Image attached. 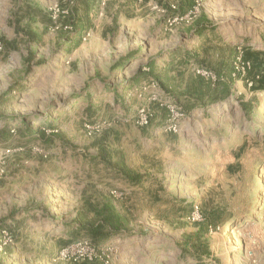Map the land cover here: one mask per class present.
<instances>
[{"label": "rangeland", "instance_id": "obj_1", "mask_svg": "<svg viewBox=\"0 0 264 264\" xmlns=\"http://www.w3.org/2000/svg\"><path fill=\"white\" fill-rule=\"evenodd\" d=\"M261 76L264 0H0V264H264Z\"/></svg>", "mask_w": 264, "mask_h": 264}, {"label": "trees", "instance_id": "obj_2", "mask_svg": "<svg viewBox=\"0 0 264 264\" xmlns=\"http://www.w3.org/2000/svg\"><path fill=\"white\" fill-rule=\"evenodd\" d=\"M203 28H202V24H200L198 26V32H202ZM244 56L246 57L245 59H248L250 57V55L247 53L244 54ZM151 67H153L151 65ZM231 67L230 65H224L223 68H218L216 71L218 72L217 74V79L218 81L221 79V76L223 73L226 74V76H228L230 78V73H231ZM248 75L250 76V78H255V75H256V70L255 68H251L250 70H248ZM199 79H201L199 77ZM159 85L162 87V89H165V83L162 82V80L159 78ZM131 86V85H130ZM130 86H127L125 87L126 89H130L131 87ZM256 87L257 88H264V76H261L259 78V80H257V84H256ZM124 88V89H125ZM190 92V91H189ZM197 95L200 96L199 99L202 97V92L200 93L199 90L196 91ZM211 94V98L214 100L215 98L216 99H223L224 97H226V94L225 93H221L220 95L216 94V92H213V90L210 92ZM130 180H133V181H136L137 177L136 176H131L129 177ZM76 229H79L81 231H84L86 236L94 243H101L103 241H105L107 239V236L105 235L104 233V228H103V224L100 223V224H94V225H86V224H80L78 226V228Z\"/></svg>", "mask_w": 264, "mask_h": 264}, {"label": "built area", "instance_id": "obj_3", "mask_svg": "<svg viewBox=\"0 0 264 264\" xmlns=\"http://www.w3.org/2000/svg\"><path fill=\"white\" fill-rule=\"evenodd\" d=\"M237 59L239 60V62H240V60H241V54L239 55V57H237ZM247 65V64H246ZM257 78H258V76H257ZM250 84H251V82H250ZM160 98H159V96L156 94V93H153V94H151V96H150V100L151 101H154V102H159L160 103V100H159ZM160 105H162V104H160ZM167 107H168V105H167ZM171 112H173L174 111V109L173 108H170L169 109ZM138 125H146L147 123H148V114H147V111L145 110V108H140V109H138V111H137V116H136V121H135ZM175 127H176V124L175 125H170L169 126V129H173V130H175Z\"/></svg>", "mask_w": 264, "mask_h": 264}]
</instances>
